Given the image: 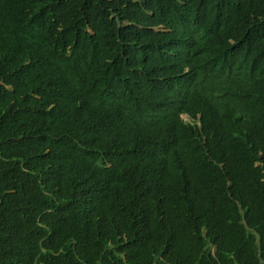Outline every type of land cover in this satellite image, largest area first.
Returning a JSON list of instances; mask_svg holds the SVG:
<instances>
[{"label":"trees","instance_id":"16d2710c","mask_svg":"<svg viewBox=\"0 0 264 264\" xmlns=\"http://www.w3.org/2000/svg\"><path fill=\"white\" fill-rule=\"evenodd\" d=\"M0 264H264V0H0Z\"/></svg>","mask_w":264,"mask_h":264},{"label":"rangeland","instance_id":"374dc122","mask_svg":"<svg viewBox=\"0 0 264 264\" xmlns=\"http://www.w3.org/2000/svg\"><path fill=\"white\" fill-rule=\"evenodd\" d=\"M181 117H183L184 119H187V116L185 114H181Z\"/></svg>","mask_w":264,"mask_h":264}]
</instances>
